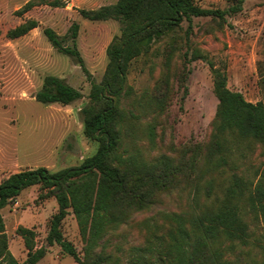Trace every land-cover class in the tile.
Returning <instances> with one entry per match:
<instances>
[{"label":"rangeland","instance_id":"obj_1","mask_svg":"<svg viewBox=\"0 0 264 264\" xmlns=\"http://www.w3.org/2000/svg\"><path fill=\"white\" fill-rule=\"evenodd\" d=\"M28 1L0 0V182L24 169L45 166L57 171L76 166L97 151L99 142L86 136L81 110L91 103L92 83L101 82L105 76L109 44L122 34L118 20H90L79 11L116 0H64L65 6L41 4L19 13ZM196 1L204 7L222 9L235 2ZM29 18L38 20L39 26L17 38L8 35L11 28ZM75 21L80 25L76 43L85 68L54 47L44 33L46 27H52L67 46L72 39L66 35ZM194 22L187 44V21L161 38L142 42L141 53L129 64L128 93L121 98L128 116L137 119L124 124L121 153L127 156L137 152L149 161L169 155L176 162L187 163L191 174L180 176L177 185L160 191L153 204L135 212L96 245L94 253H100L109 264H173L166 246L169 216L183 213L189 218L216 209L234 173L253 183L264 175V145L260 142H231V151L222 153L225 162H218L222 154L213 157V162L208 156L219 103L214 93V68L226 72L230 89L242 92L249 101L264 103V0H245L242 11L226 20L196 17ZM47 75L64 78L81 90L83 97L67 105L39 102L35 95ZM150 127L155 131L154 140L149 136ZM192 160L196 164L190 169ZM39 195V185L28 187L0 210L10 251L20 261L27 258L28 250L18 227L34 228L36 243L41 246L59 208L55 196ZM255 214L247 205L246 241L235 239L231 243L225 239L221 243V249L232 244L225 256L238 264L264 260V216ZM61 230L84 258L86 242L71 209ZM48 249L37 264H81L58 243Z\"/></svg>","mask_w":264,"mask_h":264},{"label":"trees","instance_id":"obj_2","mask_svg":"<svg viewBox=\"0 0 264 264\" xmlns=\"http://www.w3.org/2000/svg\"><path fill=\"white\" fill-rule=\"evenodd\" d=\"M245 0H235L227 8L204 7L196 0H116L96 9H80L83 17L90 20H118L122 34L116 36L107 48L109 63L101 82H93L90 105L82 108L85 134L99 142L97 151L86 157L79 165L52 171L45 166L20 170L0 182V210L31 186L39 185L40 198L55 196L59 208L50 222L46 243L38 246L34 228L19 226L28 250L24 261L10 251L3 215L0 211V264H37L55 243L81 264H109L100 253H94L105 236L121 224L128 222L138 211L148 208L158 198L159 192L179 183L180 176L191 174L187 163L176 162L169 155H159L149 161L139 153L127 156L121 153L124 140V124L132 120L123 109L121 98L128 93L127 72L131 60L141 53L142 42L161 38L167 31L175 30L187 21L186 40L193 33L196 17H212L226 20L243 9ZM48 4L65 6L64 0H29L18 12L23 14L33 7ZM39 26L36 19L29 18L8 31L11 38L29 33ZM80 25L73 22L66 35L72 39L67 46L65 40L52 28L44 33L52 45L66 54L81 67L85 61L77 47L76 38ZM185 60L188 51L183 53ZM213 65V64H212ZM214 72V93L219 103L216 130L211 140L208 156L211 162L217 154L231 151V142L251 139L264 145V103L252 102L242 92L227 85V74L217 68ZM36 99L44 104H71L83 97L81 90L70 85L64 78L47 75ZM162 106V98H158ZM133 114V113H132ZM134 115V114H133ZM135 116V115H134ZM154 140L155 131L149 128ZM232 137V138H231ZM230 148V149H229ZM228 151V152H229ZM225 154L219 155V163L225 162ZM190 169L195 160L188 163ZM254 183L234 173L220 206L216 209L195 213L185 218L183 213L170 217L167 247L170 248L173 264H238L227 258L226 252L235 239L246 241L248 224L244 219L247 205L255 216H264V175ZM46 190V191H44ZM74 213L80 232L86 242L85 257L82 258L62 233L63 220ZM225 239L231 243L221 249ZM143 251L144 248L137 247ZM145 257V256H144ZM249 264H255L253 261ZM264 264V260L257 263Z\"/></svg>","mask_w":264,"mask_h":264}]
</instances>
